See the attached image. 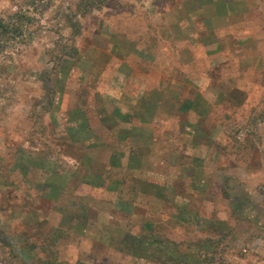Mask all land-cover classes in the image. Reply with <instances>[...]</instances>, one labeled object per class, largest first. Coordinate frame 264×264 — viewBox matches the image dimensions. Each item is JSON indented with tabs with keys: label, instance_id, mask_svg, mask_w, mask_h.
Returning a JSON list of instances; mask_svg holds the SVG:
<instances>
[{
	"label": "rangeland",
	"instance_id": "rangeland-1",
	"mask_svg": "<svg viewBox=\"0 0 264 264\" xmlns=\"http://www.w3.org/2000/svg\"><path fill=\"white\" fill-rule=\"evenodd\" d=\"M234 1L206 52L202 0H0V264H263L264 0Z\"/></svg>",
	"mask_w": 264,
	"mask_h": 264
},
{
	"label": "crops",
	"instance_id": "crops-1",
	"mask_svg": "<svg viewBox=\"0 0 264 264\" xmlns=\"http://www.w3.org/2000/svg\"><path fill=\"white\" fill-rule=\"evenodd\" d=\"M163 1V7L159 8V15H160V19L163 21L164 18H167L168 15H173V13H176V16H182L181 11L179 12V10H177V6L175 3H173L172 5L169 6V3L167 2V0H162ZM166 1V2H165ZM203 3H201L202 8H199V10H195L193 11V9L196 8L193 7V5L191 7H189L187 10L188 16L189 17H193L194 15H197V12H199V16L195 21V25L198 26H194L195 30H190L192 31L189 32L191 35V41L192 42H196L197 44H200L201 47L203 49H206V52H209L211 48L214 49V47H218L220 49V52L223 51V45H224V41L222 37L218 34L220 30H230L231 26L233 25L234 22H232V16H239L242 17L244 16L245 12H248V10H245V8L240 7L239 9H237L236 7H234V0H202ZM219 1V3H217ZM235 8V9H234ZM178 11V12H176ZM212 16H215L214 18H212ZM190 18V21L192 22L194 20V18ZM216 18V19H215ZM185 24L186 23H182L180 21V23L176 26H181V28H185ZM180 28V27H179ZM148 28H145V31L148 33ZM178 30V28H177ZM218 36V37H217ZM209 37H211V39L213 41H211L209 39ZM216 37V38H215ZM192 38H195V41L192 40ZM172 43H168V47H172V45L174 43H177V40H172ZM210 41V42H209ZM209 42V43H208ZM180 43V42H179ZM203 44V46H202ZM160 46L163 49H166L165 45H163L162 43H160ZM205 47V48H204ZM182 46H179V49H181ZM209 50V51H208ZM171 51H169L168 49L166 50V53L164 54H170ZM212 55V54H211ZM215 55V54H213ZM144 77V76H143ZM150 77V75H149ZM149 77L148 80H149ZM160 79L162 77H159ZM145 80V77H144ZM149 85V83H147ZM152 89L155 90V86L152 87ZM162 124L166 125V122H163ZM55 180L53 182L54 184V188H58L61 185V180L65 181V177H62L60 175H55ZM53 189V188H52ZM57 189V190H58ZM263 262V260H262ZM264 264V262H263Z\"/></svg>",
	"mask_w": 264,
	"mask_h": 264
},
{
	"label": "trees",
	"instance_id": "trees-1",
	"mask_svg": "<svg viewBox=\"0 0 264 264\" xmlns=\"http://www.w3.org/2000/svg\"><path fill=\"white\" fill-rule=\"evenodd\" d=\"M106 2L107 0H94V2L90 4V7L98 9L101 8ZM18 18H20V16L13 18V19H17V22H14L12 24L11 23L4 24L3 20H0V29L2 30L1 34L3 35L10 31H12L14 34L17 33V31L19 30L18 27H21V23H22L21 20L24 17H21V20ZM132 245H133L132 247L133 251L131 253L135 257L145 259L148 261H153L154 263H159V264H176V262L179 261L174 252L171 254L167 253L168 256H165L166 255V253H164L165 246H162L160 242L151 244L148 240L144 238H135L132 241ZM139 251H141V253ZM38 264H51V263L48 260H42V261L40 260Z\"/></svg>",
	"mask_w": 264,
	"mask_h": 264
}]
</instances>
